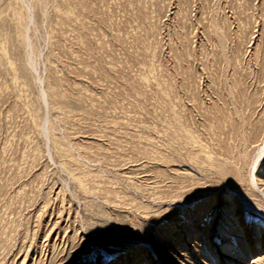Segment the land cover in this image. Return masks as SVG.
Instances as JSON below:
<instances>
[{"label":"rangeland","instance_id":"obj_1","mask_svg":"<svg viewBox=\"0 0 264 264\" xmlns=\"http://www.w3.org/2000/svg\"><path fill=\"white\" fill-rule=\"evenodd\" d=\"M262 190L264 0H0V264H264Z\"/></svg>","mask_w":264,"mask_h":264},{"label":"bare ground","instance_id":"obj_2","mask_svg":"<svg viewBox=\"0 0 264 264\" xmlns=\"http://www.w3.org/2000/svg\"><path fill=\"white\" fill-rule=\"evenodd\" d=\"M263 153V147L261 145V148H259V150H257V153H256V156L255 158L259 157L261 154ZM263 194H264V191L262 190Z\"/></svg>","mask_w":264,"mask_h":264}]
</instances>
